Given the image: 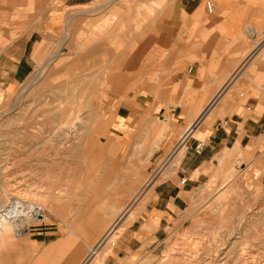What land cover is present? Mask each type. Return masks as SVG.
Returning <instances> with one entry per match:
<instances>
[{"label":"crops","instance_id":"obj_1","mask_svg":"<svg viewBox=\"0 0 264 264\" xmlns=\"http://www.w3.org/2000/svg\"><path fill=\"white\" fill-rule=\"evenodd\" d=\"M45 68H56L54 80L93 81L98 119L57 142L66 148L50 164L61 179L51 191L34 181L50 219L27 234L38 256L55 244L38 264L75 263L79 243L57 242L70 226H80L71 230L77 241L96 240L132 210L131 237L144 225L164 241L193 226L212 176L264 180V0H0V93ZM182 153L177 169L153 182L154 166ZM73 191L87 193L77 214L53 196Z\"/></svg>","mask_w":264,"mask_h":264},{"label":"rangeland","instance_id":"obj_2","mask_svg":"<svg viewBox=\"0 0 264 264\" xmlns=\"http://www.w3.org/2000/svg\"><path fill=\"white\" fill-rule=\"evenodd\" d=\"M102 1L109 3L113 0ZM47 68L37 71L16 91L0 93V209L17 196L50 209L49 198L35 195L34 181H41L43 193L51 191V185H55L59 178L51 175L50 164L56 154L66 148L57 142L81 136L84 130L79 126L98 119L93 81L65 78V73L59 76V80H54L56 68H53L54 73ZM182 155L169 161L166 167L160 162L154 166L153 172L162 169L157 181L163 178V174L177 169ZM219 180L218 176H212L199 189L198 208L191 214L193 226L172 232L164 241H153L146 234L144 225V232L133 233L134 237H131V232L139 227L138 224L132 231L127 230L132 213L125 220L121 219L124 214L115 219L104 233L114 225L121 226L115 237L116 243L103 260L98 258L94 264H125L127 261L136 264L145 259H148L146 264H264L263 178L226 176ZM70 188L77 190L82 186ZM53 196H59V202L77 214L86 204L83 198L87 193L60 192ZM140 196V200L144 199V192ZM78 228L80 226H70V233L57 242L66 239V250L72 249L70 244L79 243L80 250L75 246L74 264L80 261L84 264L89 249L105 234L96 240L77 241L71 230L78 231ZM2 229L6 233L0 234V264H38L44 251L55 245L45 247L38 256V248L27 233L17 234L11 226ZM76 248L80 252L77 253ZM119 248L123 251L120 256L116 253ZM61 252L64 253L65 249ZM52 258L47 256L46 260Z\"/></svg>","mask_w":264,"mask_h":264},{"label":"built area","instance_id":"obj_3","mask_svg":"<svg viewBox=\"0 0 264 264\" xmlns=\"http://www.w3.org/2000/svg\"><path fill=\"white\" fill-rule=\"evenodd\" d=\"M207 8L209 12L213 11L212 1L207 2ZM181 144L175 148L170 154V157L175 156ZM203 147L204 142H198L196 146L197 152L200 153ZM185 180L184 178L183 181ZM49 219L50 216L48 212L40 204L18 196L12 197V199L0 209V224L11 226L17 234L28 233L32 228H41Z\"/></svg>","mask_w":264,"mask_h":264},{"label":"bare ground","instance_id":"obj_4","mask_svg":"<svg viewBox=\"0 0 264 264\" xmlns=\"http://www.w3.org/2000/svg\"><path fill=\"white\" fill-rule=\"evenodd\" d=\"M251 27V26H250ZM35 79V77H34ZM73 124V123H72ZM182 145V144H181ZM180 148V147H179ZM179 150V149H178ZM177 150V152H178ZM176 152V153H177ZM170 160V159H169ZM166 165V164H165ZM160 172V171H159ZM161 173H162V169H161V172L160 173H157L155 175V177H153V182H156L157 179L161 176ZM231 174V173H230ZM230 177V176H229ZM228 179V177H227ZM151 180V181H152ZM227 182V180H225ZM146 184V183H145ZM151 186V185H150ZM146 188V187H145ZM142 192H144L142 190ZM142 192H139V194H137V196L135 197V200H132L134 201L133 203H136L137 201L140 200L141 196L140 194ZM143 196V195H142ZM134 198V197H133ZM29 200V199H28ZM32 201V200H31ZM35 202V201H34ZM38 203V202H37ZM40 204V203H38ZM41 205V204H40ZM42 206V205H41ZM132 206V205H131ZM43 207V206H42ZM129 208V206H128ZM131 209V208H130ZM129 209V210H130ZM128 210V212H129ZM132 211V210H131ZM126 212V213H128ZM132 213V212H130ZM129 214V213H128ZM127 214V215H128ZM3 226H7V225H1L0 224V228L3 227ZM120 227L121 226H112V228L108 231V233H104L105 235H103L102 237H100L101 239H99L96 244L94 246H92L90 249H89V253H88V258L86 260H84V264H94V262L99 258L101 260H103V256H105V254L109 251L112 250L113 246L115 245L116 243V240H115V237L116 235L118 234L119 230H120ZM109 228V227H108ZM106 257V256H105Z\"/></svg>","mask_w":264,"mask_h":264}]
</instances>
